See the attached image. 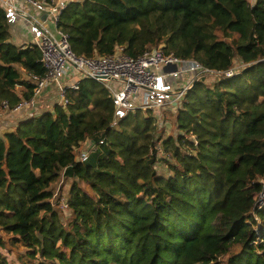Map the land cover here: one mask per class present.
I'll return each mask as SVG.
<instances>
[{"label": "trees", "instance_id": "obj_1", "mask_svg": "<svg viewBox=\"0 0 264 264\" xmlns=\"http://www.w3.org/2000/svg\"><path fill=\"white\" fill-rule=\"evenodd\" d=\"M57 26L78 56L162 46L233 73L195 82L160 158L153 113L113 127L112 98L92 78L67 90V106L20 118L0 134V244L21 264H264V0H71ZM11 37L0 5V103L14 107L32 96L23 71L45 68L37 45ZM86 140L96 147L82 162ZM61 175L74 179L67 222Z\"/></svg>", "mask_w": 264, "mask_h": 264}, {"label": "built area", "instance_id": "obj_2", "mask_svg": "<svg viewBox=\"0 0 264 264\" xmlns=\"http://www.w3.org/2000/svg\"><path fill=\"white\" fill-rule=\"evenodd\" d=\"M70 1L0 0L10 27L28 23L32 38L26 44L38 46L45 68L44 76H27L34 83L30 99H22L14 107L7 100L0 103V133L11 127L6 123V112L18 114L34 110L38 98L48 87H54L59 93V104L67 106V90L78 89L81 78L101 82L109 91L115 106L112 126L117 127L130 111H151L158 118L164 111L176 110L197 80L233 73V70L222 72L209 68L196 59L178 57L162 46L149 48L136 57L129 56L124 46H117L107 55L78 56L71 48L68 34L57 26L61 11ZM31 8L38 15H31ZM41 14L46 17L43 19ZM82 144L78 158L85 162L96 144L92 140ZM256 199L264 204V189Z\"/></svg>", "mask_w": 264, "mask_h": 264}, {"label": "rangeland", "instance_id": "obj_3", "mask_svg": "<svg viewBox=\"0 0 264 264\" xmlns=\"http://www.w3.org/2000/svg\"><path fill=\"white\" fill-rule=\"evenodd\" d=\"M251 3L254 2V0H250ZM51 28L54 29V26L51 24ZM18 44H22V41L18 40ZM24 77L26 78V74L23 71ZM216 80V78L214 76H210V77H206L205 79V83L206 84H212L214 81ZM56 93L54 92V90L47 94L49 92V90L46 92H43V94L38 98V102L34 105V110H28L22 113H18V114H14L11 112H6L5 115V119L7 120V122L11 123V127H14L17 123L18 120H20V118H25L26 116H32L38 113H41L42 111L45 110H53L54 106L56 103L59 104V93L58 91L55 89ZM47 94L44 97V94ZM168 112L170 114H166L165 112L158 116L157 119V124H158V137H157V147H158V157H163L165 156V152H164V147H163V140L166 139L167 137H169L170 135L173 136H177L180 132L177 123H176V110H168ZM84 145H82L83 147ZM157 171H159L162 174H168L169 173V168L164 164V162L162 161V159H159L158 162L155 165ZM74 179L69 178V177H65L63 175L60 176V178L54 182L53 184V189H54V193H55V202H57V208L61 211V216L63 217L64 221L67 222L70 217V211L67 208L66 205V199L69 195V190L71 188L72 182ZM7 239V235L5 234V232H3L0 229V240L1 241H6ZM3 256L6 258V260L8 261L9 264H21V262L19 261V259L16 256L15 252L10 251V249H8L7 247H4L3 245L0 244V256Z\"/></svg>", "mask_w": 264, "mask_h": 264}, {"label": "crops", "instance_id": "obj_4", "mask_svg": "<svg viewBox=\"0 0 264 264\" xmlns=\"http://www.w3.org/2000/svg\"><path fill=\"white\" fill-rule=\"evenodd\" d=\"M30 14L31 15H38V12H36L34 9L31 8L30 9ZM41 16L43 17L44 14H41ZM11 32H12L11 40H12V42H14L17 45H19L18 44V40L22 41V44H26L32 38V35L29 33V30H28V23H26V22L25 23L24 22H20V23H17L15 26L11 27ZM22 44H20V45H22ZM48 90H49V92L47 94L51 93L53 90L56 93L54 87H48L45 91L47 92ZM47 94L45 93L44 97ZM6 123L8 124V126L9 125L12 126L10 122H6Z\"/></svg>", "mask_w": 264, "mask_h": 264}, {"label": "water", "instance_id": "obj_5", "mask_svg": "<svg viewBox=\"0 0 264 264\" xmlns=\"http://www.w3.org/2000/svg\"><path fill=\"white\" fill-rule=\"evenodd\" d=\"M45 17H46V14H44L43 18H45Z\"/></svg>", "mask_w": 264, "mask_h": 264}]
</instances>
